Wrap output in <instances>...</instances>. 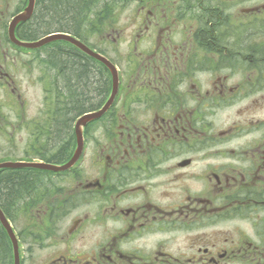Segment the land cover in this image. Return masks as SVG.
Instances as JSON below:
<instances>
[{"label": "flooded vegetation", "instance_id": "flooded-vegetation-1", "mask_svg": "<svg viewBox=\"0 0 264 264\" xmlns=\"http://www.w3.org/2000/svg\"><path fill=\"white\" fill-rule=\"evenodd\" d=\"M94 1L70 0L67 33L114 65L117 92L81 127L71 167L20 174V221L6 187L12 168L0 167V210L20 264H264V0H118L120 24L102 0L91 13L76 8ZM28 2L0 0V164L12 161L18 140L23 156L15 161L62 165L76 150L79 116L59 124L43 74L29 123L18 74L28 62L47 68L67 42H13L12 21ZM31 16L15 24L16 40L28 41ZM44 19L40 13V30ZM68 44L85 72L110 78L91 114L107 101L112 74ZM61 145L71 152L63 159ZM13 261L0 223V264Z\"/></svg>", "mask_w": 264, "mask_h": 264}, {"label": "trees", "instance_id": "trees-1", "mask_svg": "<svg viewBox=\"0 0 264 264\" xmlns=\"http://www.w3.org/2000/svg\"><path fill=\"white\" fill-rule=\"evenodd\" d=\"M92 1V0H90ZM95 0L89 5H80L76 4V8L79 12L91 13L93 10L92 7L96 4ZM105 3V7L109 14L112 11L111 4H117L118 0H102ZM43 3V1H42ZM35 5L34 11L31 18L27 22L26 30L24 31L26 38L25 40H35L43 35H47L51 32H70L72 27L71 25V9L69 7L70 0H47L43 5ZM76 9V10H77ZM40 13L44 14V23L43 30H40L38 24V16ZM57 18V26L53 29L51 28L52 21ZM56 23V22H55ZM76 28H78V22H76ZM42 31V32H41ZM93 31V30H92ZM70 45L68 43H60L57 46L56 54L51 55L49 58V67L55 68L56 73L61 80L60 86H55L52 88V91L56 92L58 97L59 106L54 108V111L59 114L58 122L62 126L64 123L68 122L67 114L72 113L75 118L82 115L88 110L95 109L100 106V104L105 99L110 85V78L104 80L96 75L95 70L84 71L82 60L75 59L71 57L69 51ZM67 51V53L63 52ZM55 56H59V59L62 62L61 65H57L54 59ZM53 86V85H52ZM51 91V92H52ZM75 95L72 96V94ZM66 96L64 99H61L63 96ZM65 112V113H64ZM60 138L63 140H68L70 137L68 133H63L60 135ZM71 152L68 151V146L61 145L60 147V158L68 156ZM32 171L34 169L30 168H12V181L6 184V187H10L11 190V207H12V218L15 220L17 215V210L20 206V199L22 198V192L25 191V186L23 181L20 180V174L23 171ZM25 171V172H26ZM37 171V170H34ZM31 173V172H29ZM35 183H28L27 190L31 191L35 187ZM3 187V186H2ZM3 189V188H2Z\"/></svg>", "mask_w": 264, "mask_h": 264}, {"label": "water", "instance_id": "water-1", "mask_svg": "<svg viewBox=\"0 0 264 264\" xmlns=\"http://www.w3.org/2000/svg\"><path fill=\"white\" fill-rule=\"evenodd\" d=\"M34 3H35V0H29L28 6L25 9V13L23 15H18L13 19L12 24H11V26H12L11 37H12L13 42L18 44L19 46H23V47H27V48H38V47H40V46H42V45H44L50 41H53V40L68 41V42L72 43L73 45L77 46L78 48H80L86 54L92 56L93 58H95V59L101 61L103 64H105L110 69V71L112 73V79H113V88H112L111 95L108 98V100L105 102L103 107L100 110H98L97 112H94L91 114H84L77 120V122H76V134L78 137L77 150H76L75 154L71 157V159L67 163H65L61 166H55V165L48 164V163H36V162H31V163L30 162H6L3 164H0V167H12V168L32 167V168L46 169V170H51V171H60V170H65V169L69 168L79 157V155L81 153V149H82V136H81L80 127L83 126L88 119L99 117L111 105V103H112V101L116 95V92H117L118 77H117L116 68L114 67V65L110 61H108L105 57L101 56L100 54L94 52L88 46L84 45L81 41H79L78 39H76L75 37L71 36L68 33H63V32L52 33V34H49V35H47V36H45L39 40L33 41V42H23V41L16 40L15 37L13 36L14 26L18 21H24L31 16V14L33 12V8H34ZM0 222L3 225V227L5 228V230L7 231L8 235L11 239V242H12L13 252H14V263L13 264H20L17 239L15 237V234L13 232L11 225L7 222V220L4 217L1 210H0Z\"/></svg>", "mask_w": 264, "mask_h": 264}, {"label": "rangeland", "instance_id": "rangeland-1", "mask_svg": "<svg viewBox=\"0 0 264 264\" xmlns=\"http://www.w3.org/2000/svg\"><path fill=\"white\" fill-rule=\"evenodd\" d=\"M85 1L87 2V0H85ZM95 3L96 4L93 7H95V6L99 7L98 1H96ZM110 5L112 6L113 9H115L113 16L115 19H117L116 23H119V24L122 23L123 22L122 19L125 16V13L124 14H122V12L120 13L121 7H118L117 4H111L110 3ZM116 8H120V9H116ZM125 12L126 13L129 12L128 8L125 10ZM55 19L53 20L54 23L52 22L53 24L51 25L52 29L57 26V24L55 23V22H57V20H55ZM109 20H111V19H109ZM70 27H72V25H70ZM127 32H129V29L127 30ZM89 41L93 43L94 40L89 39ZM63 52L67 53V51H63ZM44 54H45V52H44ZM31 56L32 55L27 56V59L29 58V60H30L32 58ZM35 59H36V57H35ZM54 60L56 61L54 63H57V65H61V66L63 65L61 60L59 59V56H55ZM34 62H28L26 75H25L24 71H22L20 75L18 74V76H21L22 80H23L21 82H22L23 90H25L24 94H25L26 99H27V116H28L29 123L31 122V118L34 117L39 112V109H40V100L42 97V91H41L42 84L39 82L40 76H42L43 74H45L47 76V82L49 83V85L51 87V88H48L50 90V96L49 97H51L53 101L55 100L57 102L55 104V107L59 106L58 100L56 98L58 96H56L57 95L56 92L52 91V88L54 87L56 90L55 86H60V84H61V80L59 79L55 68L48 66L47 68L43 69L42 67L38 66L37 61H34ZM44 64H45V62H44ZM49 64H51V63L49 62ZM60 95H62V94H60ZM73 95H75V93H73L72 96ZM65 97L66 96H63L61 99H64ZM20 146H21V144L17 140V146L14 145V147H15L14 149H16V151L13 152V157H12L13 161L15 159H17V158L19 159L23 156L21 154V152H19ZM30 159H31V157H28V160H30ZM15 219H19V221H20V211H17V215H16Z\"/></svg>", "mask_w": 264, "mask_h": 264}]
</instances>
